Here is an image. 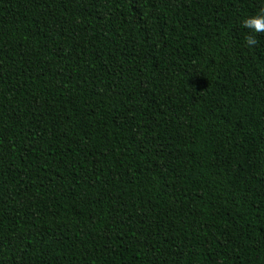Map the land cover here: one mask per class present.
<instances>
[{"label": "trees", "instance_id": "16d2710c", "mask_svg": "<svg viewBox=\"0 0 264 264\" xmlns=\"http://www.w3.org/2000/svg\"><path fill=\"white\" fill-rule=\"evenodd\" d=\"M264 0H0V264H264Z\"/></svg>", "mask_w": 264, "mask_h": 264}, {"label": "clouds", "instance_id": "9594fccd", "mask_svg": "<svg viewBox=\"0 0 264 264\" xmlns=\"http://www.w3.org/2000/svg\"><path fill=\"white\" fill-rule=\"evenodd\" d=\"M241 27L248 30L244 36V42L247 46L252 47L257 44L254 34L264 33V8H261L254 14L244 16L240 21Z\"/></svg>", "mask_w": 264, "mask_h": 264}]
</instances>
